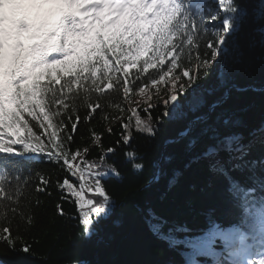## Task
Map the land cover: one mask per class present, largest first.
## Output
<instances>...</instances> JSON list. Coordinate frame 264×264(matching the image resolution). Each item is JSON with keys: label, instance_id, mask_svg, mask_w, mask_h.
<instances>
[{"label": "trees", "instance_id": "trees-1", "mask_svg": "<svg viewBox=\"0 0 264 264\" xmlns=\"http://www.w3.org/2000/svg\"><path fill=\"white\" fill-rule=\"evenodd\" d=\"M188 2L196 3L191 10L201 31L193 33L192 43L179 37L174 42L183 43L177 60L191 64L192 76L197 75L195 58L207 50L209 42H216L226 14L220 11L218 0ZM234 6L239 11L230 14L234 27L220 45L218 68L208 66L206 74L201 70L196 83L178 92L176 101L165 105L166 96L156 105L142 103L128 109L122 91L106 89L109 101L119 109L106 106L97 109L89 122L81 120L72 148L90 147L87 160L97 164L99 172L92 183L98 178L107 196L86 189V198L100 208L98 215L91 213L93 222L87 233L81 221L84 208L57 188L66 172L31 154L14 158L23 170L18 181L17 173L10 171L5 186L11 181V191L18 195L12 202L0 200V227L9 225L20 236L15 249L0 244V264H186L182 253L189 249L172 246L169 237L200 236L210 221L225 229L239 226L249 233L264 226V165L256 169L260 183H254L247 171L232 169L230 157L222 159L228 176L249 190L241 199L233 193L228 177L212 171L203 155L214 147L227 156L225 137L237 136L244 142L264 125V33L259 31L264 29V0H234ZM214 13H219L216 21L210 19ZM183 70L180 67L173 75L182 76ZM134 71L130 69L129 80ZM157 71L150 69L144 75L151 77ZM137 93L133 87L126 97ZM86 111L81 108L80 115ZM198 116L206 119L182 136ZM137 119L142 122L139 126ZM145 122L151 123L152 133L144 130ZM93 131L100 135L102 147L92 145ZM125 136L128 143H124ZM109 148L115 150L109 153ZM248 158L264 160V146L253 145ZM40 175L49 179L45 191H38L45 187ZM24 243L30 252L21 250ZM216 247L219 251L224 246L218 241ZM202 258L198 257L200 263ZM220 262L226 264L225 259Z\"/></svg>", "mask_w": 264, "mask_h": 264}, {"label": "snow or ice", "instance_id": "snow-or-ice-1", "mask_svg": "<svg viewBox=\"0 0 264 264\" xmlns=\"http://www.w3.org/2000/svg\"><path fill=\"white\" fill-rule=\"evenodd\" d=\"M218 7L226 14L218 38L195 58L199 61L195 64L197 75L190 76L191 64L185 66L177 60L183 43L174 42L179 37L192 43L193 33L201 31L188 0H0V156L5 157L0 159V200L14 201L18 193L11 191V181L6 188L5 180L10 171H15L18 181L23 169L14 158L31 154L59 165L66 175L57 184L58 190L66 197H74L78 208L91 206V213L98 215L100 208L85 196L87 189L107 197L98 178L92 183L99 176L98 165L87 160L90 147L72 148L81 120L89 122L97 109L106 106L119 109L118 104L109 101L106 89L122 91L126 97L133 87L143 95L149 84L170 82L164 103L176 101L177 92L183 93L196 83L201 70L207 73L220 45L233 31L230 14L239 11L234 0H218ZM218 17L219 13H214L210 19L216 21ZM259 31L264 33V29ZM168 57L171 59L165 64ZM180 67L184 69L182 76L174 75L168 81L169 74ZM130 69L135 70L131 80ZM150 69L158 71L145 77ZM81 108L87 110L83 117ZM205 119L198 116L196 122ZM136 123L139 126L142 122L137 119ZM143 126L149 133L154 131L150 122ZM108 131L111 133V127ZM190 131L191 128L186 129L181 135L187 136ZM251 135L253 140L248 145L240 144L237 136L225 137L224 144L227 151L235 153L229 159L232 169L247 171L248 179L260 183L256 169L264 165V160L248 157L253 145L264 146V126ZM91 141L93 146L102 147L101 137L95 131ZM124 143H128L127 136ZM194 143L195 140L191 142ZM114 150L109 148L108 152ZM216 152V148L209 147L203 155L209 157ZM211 168L228 177L235 195L241 199L247 196L249 190L228 176L219 161ZM39 179L45 187L38 191H45L49 179L43 175ZM261 189L264 191V183ZM12 212L19 214L15 207ZM81 221L87 233L93 222L90 214L82 211ZM19 236L9 225L0 227V244L15 249ZM168 239L172 246L189 249L182 253L186 264H200L198 257L220 264L222 256L233 257L243 252L246 234L239 226L225 229L210 221L200 236ZM218 241L224 246L223 252L217 250ZM21 250L31 251L27 243ZM251 264H264V257Z\"/></svg>", "mask_w": 264, "mask_h": 264}, {"label": "rangeland", "instance_id": "rangeland-1", "mask_svg": "<svg viewBox=\"0 0 264 264\" xmlns=\"http://www.w3.org/2000/svg\"><path fill=\"white\" fill-rule=\"evenodd\" d=\"M222 55V51L219 48L218 56L215 58V60L209 65L210 67H214L215 69L219 66V59ZM174 76L173 73L169 74L168 81H171V77ZM207 80V79H205ZM178 83V82H177ZM200 87V86H198ZM171 89V83H158L157 85H149L145 88V93L143 95H140L137 93V95L133 98L125 97L124 104L128 109L133 108L136 104H147L149 105H156L159 102H161L166 96H168V90ZM178 93V92H177ZM151 96L152 99L148 100L147 97ZM210 159H212V156H210ZM91 207L85 206L83 209V212L89 213L91 218ZM251 264V263H250Z\"/></svg>", "mask_w": 264, "mask_h": 264}, {"label": "water", "instance_id": "water-1", "mask_svg": "<svg viewBox=\"0 0 264 264\" xmlns=\"http://www.w3.org/2000/svg\"><path fill=\"white\" fill-rule=\"evenodd\" d=\"M226 99V98H225ZM225 99H223V100H225ZM198 122H200V121H198ZM198 122H196V119H194V120H192L191 122H190V128H192V126L195 124V123H198Z\"/></svg>", "mask_w": 264, "mask_h": 264}, {"label": "bare ground", "instance_id": "bare-ground-1", "mask_svg": "<svg viewBox=\"0 0 264 264\" xmlns=\"http://www.w3.org/2000/svg\"><path fill=\"white\" fill-rule=\"evenodd\" d=\"M250 142V141H249ZM245 248V247H244Z\"/></svg>", "mask_w": 264, "mask_h": 264}]
</instances>
